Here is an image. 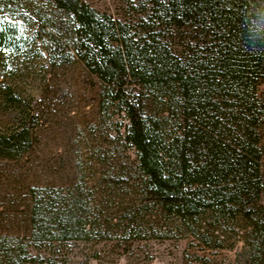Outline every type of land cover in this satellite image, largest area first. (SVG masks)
I'll use <instances>...</instances> for the list:
<instances>
[{"label": "trees", "instance_id": "1", "mask_svg": "<svg viewBox=\"0 0 264 264\" xmlns=\"http://www.w3.org/2000/svg\"><path fill=\"white\" fill-rule=\"evenodd\" d=\"M47 1L70 18L69 50L98 81V107L112 102L127 118L124 139L136 150L143 193L181 224L203 208H239L246 225L233 264H264V207H250L261 184L255 86L264 77V0H163L138 37L81 0ZM161 25H176L188 38L178 57L155 35ZM12 39L0 31L7 58ZM6 68L0 60V72ZM6 81L0 73V162L31 170L37 164L29 153L44 123L20 91L3 87ZM131 83L141 89H129ZM145 91L165 98L170 113L178 109L175 125L146 112ZM5 107L11 121H4ZM20 184L24 234L72 239L93 230L71 179L24 176ZM0 253V264H22L26 251L13 240L1 243Z\"/></svg>", "mask_w": 264, "mask_h": 264}, {"label": "rangeland", "instance_id": "2", "mask_svg": "<svg viewBox=\"0 0 264 264\" xmlns=\"http://www.w3.org/2000/svg\"><path fill=\"white\" fill-rule=\"evenodd\" d=\"M81 1L138 37L146 36L152 9L163 0ZM70 25L68 15L50 1L0 0V31L13 36L11 58L0 50L7 63L0 72L7 78L3 87L20 91L45 127L29 153L37 166L27 170L0 162V244L18 242L26 251L22 264H233L246 225L239 208L223 214L203 208L181 224L143 193L136 150L124 139L128 120L112 102L98 107V81L69 50ZM53 28L59 30L55 37ZM154 33L172 55L184 52L188 38L176 25L158 26ZM255 94L262 111L255 124L261 184L250 202L254 210L264 207V77ZM167 102L151 92L142 96L150 116L169 117L175 125L180 112L170 113ZM5 111L4 121H11L9 108ZM24 176L71 179L93 230L53 240L21 232Z\"/></svg>", "mask_w": 264, "mask_h": 264}]
</instances>
